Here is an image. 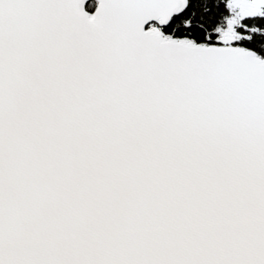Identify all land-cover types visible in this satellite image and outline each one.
Segmentation results:
<instances>
[{"label":"snow or ice","instance_id":"obj_1","mask_svg":"<svg viewBox=\"0 0 264 264\" xmlns=\"http://www.w3.org/2000/svg\"><path fill=\"white\" fill-rule=\"evenodd\" d=\"M0 264H264V0H0Z\"/></svg>","mask_w":264,"mask_h":264}]
</instances>
